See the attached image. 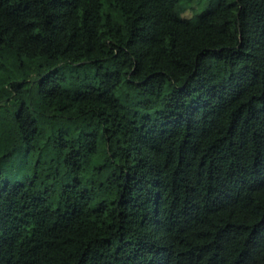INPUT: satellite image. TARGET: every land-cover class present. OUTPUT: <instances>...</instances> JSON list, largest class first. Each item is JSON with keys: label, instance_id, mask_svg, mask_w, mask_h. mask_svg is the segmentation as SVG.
Here are the masks:
<instances>
[{"label": "trees", "instance_id": "obj_1", "mask_svg": "<svg viewBox=\"0 0 264 264\" xmlns=\"http://www.w3.org/2000/svg\"><path fill=\"white\" fill-rule=\"evenodd\" d=\"M0 264H264V0H0Z\"/></svg>", "mask_w": 264, "mask_h": 264}, {"label": "rangeland", "instance_id": "obj_2", "mask_svg": "<svg viewBox=\"0 0 264 264\" xmlns=\"http://www.w3.org/2000/svg\"><path fill=\"white\" fill-rule=\"evenodd\" d=\"M190 15H191V13H188V14H187V17H189Z\"/></svg>", "mask_w": 264, "mask_h": 264}]
</instances>
